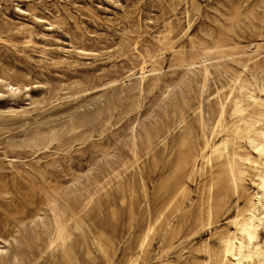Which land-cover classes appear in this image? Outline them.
<instances>
[{
	"label": "rangeland",
	"instance_id": "374dc122",
	"mask_svg": "<svg viewBox=\"0 0 264 264\" xmlns=\"http://www.w3.org/2000/svg\"><path fill=\"white\" fill-rule=\"evenodd\" d=\"M205 50L204 83L180 56ZM237 74H264V0H0V77L19 87L0 85V264H69L46 247L51 195L81 208L72 264H202L245 194L225 186L208 218L209 168L190 175L203 143L196 107L209 129L216 92Z\"/></svg>",
	"mask_w": 264,
	"mask_h": 264
},
{
	"label": "bare ground",
	"instance_id": "6f19581e",
	"mask_svg": "<svg viewBox=\"0 0 264 264\" xmlns=\"http://www.w3.org/2000/svg\"><path fill=\"white\" fill-rule=\"evenodd\" d=\"M217 49L216 51L219 50ZM258 49L259 45L255 44L253 52ZM210 51L205 50L200 57L198 54L181 55L180 65L191 71L196 63H199L205 83L210 74L209 67L213 65L208 57ZM218 52L219 56H222V51ZM250 54H246L248 61L252 59ZM246 65H243L244 69ZM146 76V72L141 71L136 77L138 84H142ZM0 85L5 86L10 92L19 90L18 85L2 77ZM214 98L216 107L212 111L213 119L211 118L209 129L206 124L208 112L202 101L196 107L203 143L199 151L192 155L190 175L196 170L209 168L211 174L204 201L208 218L215 210L219 211L225 205V186H229L234 193L245 194V197L243 205L237 207L235 213L227 220L232 229L220 232L217 248L212 250L208 244H203L202 250L207 258L202 264H264V239L260 235V230L264 226V74L260 78L251 79L237 74L231 79L227 90L217 91ZM176 121L179 127L183 128L186 125L183 111H179ZM189 134L190 131L182 137V143ZM183 163L186 162L183 160L181 164ZM214 167H218L216 172H212ZM246 181L253 185L251 190L246 187ZM185 191L186 185L180 182L176 185L174 194L180 196ZM217 193H220L219 196H216ZM92 200L93 196H88L83 206L89 205ZM47 204L52 216V231L46 247L51 251L60 250L62 257L72 264L74 258L70 244L72 227L70 221L74 227H80L81 208L75 209L68 201L60 202L58 197L53 195L48 198ZM154 228L155 222L148 224L138 245L140 251L144 249ZM97 247L103 252L100 243H97ZM34 261L33 258L14 257L12 262L34 264ZM129 264H137V260Z\"/></svg>",
	"mask_w": 264,
	"mask_h": 264
}]
</instances>
